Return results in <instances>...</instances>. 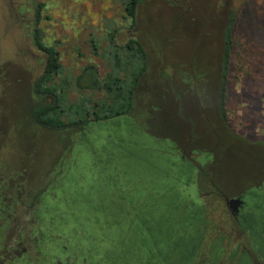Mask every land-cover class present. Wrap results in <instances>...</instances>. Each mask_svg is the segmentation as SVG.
<instances>
[{
    "label": "rangeland",
    "instance_id": "374dc122",
    "mask_svg": "<svg viewBox=\"0 0 264 264\" xmlns=\"http://www.w3.org/2000/svg\"><path fill=\"white\" fill-rule=\"evenodd\" d=\"M122 2L0 0V264H14L5 261L10 255L15 264H43L28 238L34 225L29 209L64 171L74 144L83 151L88 140L105 132L108 142H116L113 152L135 139L126 129L112 138L108 128L79 132L33 123L29 107L50 100L30 91L44 61L33 44L34 27L40 41L58 52L65 104L101 97L90 87H77L75 79L84 66H92L98 78L108 73L109 33L119 46L129 37L140 42L146 70L127 114L130 127L152 153L192 167L183 193L199 212L191 229L194 249L183 264H264L249 230L225 202L238 195L250 204L264 201V0H140L132 26ZM226 27L223 122L218 100ZM106 147L101 146L103 155ZM249 213L244 223L264 241V215ZM69 259L54 257L51 264H78Z\"/></svg>",
    "mask_w": 264,
    "mask_h": 264
},
{
    "label": "trees",
    "instance_id": "16d2710c",
    "mask_svg": "<svg viewBox=\"0 0 264 264\" xmlns=\"http://www.w3.org/2000/svg\"><path fill=\"white\" fill-rule=\"evenodd\" d=\"M139 2L140 0L122 2L125 18L129 19L130 26L134 23ZM107 39L113 48L112 65L108 73L98 78L92 66H84L75 79L77 87H90L100 93L101 97L91 99L83 96L82 104H65L62 92L65 81L63 78L59 79L63 67L58 60V52L53 46L44 45L40 41L37 29L33 28V44L43 53L44 61L40 73L31 81L30 91L40 97H50L47 102L29 107V116L34 124L49 130L81 132L92 122H103L132 111L135 88L146 70L145 51L135 38H127L121 46L117 45L112 33L107 35ZM222 50L218 115L224 122L226 116L221 92L224 89L223 78L230 50L229 27L225 28L222 36ZM79 82H83L82 86ZM109 133L113 138L114 135L110 131ZM98 135L101 137L87 141L83 151L80 144H74L73 156L65 164L64 171L61 170L60 174L55 176L56 182H53L50 190L39 194L30 207L29 215L34 225L30 227L28 238L32 249L41 257L43 264H51L54 257L63 259L65 256L78 264H109L106 259L115 264H175V259L179 256H176L178 247L166 252V245L171 247L178 237H182L184 244L179 249L183 252L188 247L187 237L182 233L185 227L183 224L186 223L183 222L182 216L190 207L181 191L175 194L180 188H184V179H177L176 167L168 166L166 154H160L159 158L148 160L153 164H157L158 161L163 172L153 176L145 174V184L142 188L139 187L136 193L138 201L121 200L119 196L132 194L131 182L142 176L139 174L142 170L137 168L135 171L137 166L132 165L131 141L121 142L112 152V156L108 153L103 155L101 146L107 144V150L112 151L116 142L115 140L108 142L105 139V132H98ZM147 146L144 144L138 148L147 150L149 149ZM87 192L91 196L93 212L83 202ZM102 205L104 207H101ZM138 211L147 213L144 215L146 219L144 226L137 219L132 221V216V222L124 218L126 213ZM104 214H107L106 221H113L109 225L102 223L101 215ZM113 214L118 217L115 219L111 216ZM148 214L165 217L159 223L160 226H155ZM169 214L170 218L167 216ZM156 215L153 219L157 218ZM86 216L99 218L92 217L85 225ZM157 227L161 229L159 232L151 231ZM103 234L108 238H104ZM152 240H155L156 249L160 253L170 256L168 259L165 258L164 261L160 259L161 256L152 246ZM102 244L105 248L100 251ZM1 248L0 239V250ZM10 256V259L7 257L5 261L15 264L16 257Z\"/></svg>",
    "mask_w": 264,
    "mask_h": 264
},
{
    "label": "flooded vegetation",
    "instance_id": "af4514ba",
    "mask_svg": "<svg viewBox=\"0 0 264 264\" xmlns=\"http://www.w3.org/2000/svg\"><path fill=\"white\" fill-rule=\"evenodd\" d=\"M91 127L103 128L105 130L108 128L109 131L112 133V135H114L120 129H126V130H129V132L131 131L135 135V139L133 141H131L132 148L130 149V153H131L130 159L133 160L132 165L137 166V167H135V171L137 170V168H140L142 170L139 173L142 176H140L137 181L131 182L132 189H133L132 194H124V195H121L119 197L121 200L126 199L129 202L132 200H135V202L138 201V199H136V197H137L136 193L138 192V188L139 187L142 188L145 184V180H146L145 174L149 173L151 176H153V174L159 175L163 172L161 164H159V162L156 159L155 160L157 161V164H153V162L151 160H148V158H152V159L159 158V155L155 153L156 155L154 156L152 154V151H150L148 149L145 150V149L141 148L144 144H147V143L144 141L142 136H140L141 135L140 132H137L133 127H130L128 115H121L119 117H112V118L107 119L103 122H92L84 128V131H87ZM83 135L84 134H82L81 139L85 140V137ZM119 146H120V143H119L118 147ZM138 146H141V147L138 148ZM107 153L110 154L111 156L113 155L112 151H110V150H108ZM140 162H141V164H140ZM166 162H167L168 166H174V167L178 168L176 171L177 179L183 178L184 180H186L187 178L191 177L192 167L188 163H184V164L181 163L179 165L178 164L176 165L175 163H172L171 160H167V159H166ZM183 185H185V184L183 183ZM183 190H184V188H180V190L175 192V194H178L179 191H181L183 193ZM88 194L89 193L87 192L86 195H84L86 200H90V198H91V196H89ZM249 195L255 197L256 199L259 198V195H257L254 192L249 193ZM183 197H184V200L186 201L187 198L184 195V193H183ZM236 197H238L240 199V202L231 203L229 205L226 204V206L229 209L230 213H232L233 215L235 214V216H237V220L242 223L241 225H242L243 229L249 230V235H250V237H252L253 244L255 245L256 249L258 250L260 256L264 259V241L253 236L252 235V227L250 225H247L244 223L246 215L250 214L249 213L250 209L260 211V212H262V215H264V201H261L260 203H256V201H252L253 203L251 202L252 204H250V203L243 201L242 195H238ZM175 198L176 197H173V199H175ZM169 199H171V198H169ZM226 200H225V202H226ZM192 204L193 203H188V206L190 207V209L185 213L184 216H182L183 222H186L185 224H183V226H185V227L183 228L182 233L185 234V236L187 237L186 243H187L188 247H186L183 252L179 249V247H183V244H184L182 237H178L176 239V241L173 242V246L170 247V246L166 245V247H167L166 252L173 251L178 247V249H176V256L177 255H179V256L177 259H175L176 260L175 264H183L191 256V253L194 249V245L191 244V241H193V238H194V232H192L191 229L194 226L195 221H197L196 216H197L199 211L197 210L198 208L193 207ZM245 205H248V206L245 208ZM101 207H104V205H102ZM241 208H243V209H241ZM238 211H239V213H238ZM142 213L143 212H140V211L126 213V216L124 218L129 219L131 221V216H132L133 217L132 221L134 219H137L142 225L143 221H144L143 223L146 222L145 217L142 219V222L140 221V217L143 216ZM143 214H145V213H143ZM111 216H113L115 219L118 217V215H116V214H113ZM167 216H168V218L171 217L170 214ZM106 217H107V214L101 215V218H103V222H102L103 224L109 225L110 223L113 222V221H106L105 220ZM159 217H163V215H159ZM94 218L98 219L99 216L94 217ZM85 221H86L85 225H87V221L89 222V216H86ZM142 226H144V225H142ZM146 230H148V229H146ZM103 237L105 238V237H107V235L103 234ZM100 241L103 242L102 240H100ZM116 243H118V241H116ZM152 246L155 248V250H157L155 240H154V242H152ZM98 248H99V246H98ZM104 248L105 247L102 244L100 246L99 250L102 251V250H104ZM157 253H158V255L161 256L160 259L162 261H164L165 258L168 259L167 257H170L169 255L167 256L166 253L165 254L160 253L158 250H157ZM107 262L109 264H115L113 262H110V260H107ZM165 264H170V263H165ZM244 264H247V262L245 261Z\"/></svg>",
    "mask_w": 264,
    "mask_h": 264
},
{
    "label": "water",
    "instance_id": "95a60500",
    "mask_svg": "<svg viewBox=\"0 0 264 264\" xmlns=\"http://www.w3.org/2000/svg\"><path fill=\"white\" fill-rule=\"evenodd\" d=\"M85 204H86V206H87V208H89L92 212L94 211V208H93V206L91 205V203H92V200H91V198H90V200H84L83 201ZM238 202H240V199L238 198V197H235V198H229V199H227L226 200V204L227 205H229V204H231V203H238ZM142 215L143 216H141L140 217V221L142 222V219L144 218V215H147V213H145V214H143L142 213ZM149 216H150V220H152L156 225L155 226H158L159 225V223L162 221V218L163 217H165L164 215H163V217H159V215H156V214H148ZM154 215H156L157 216V218L156 219H153V217H154ZM92 217H94V216H92ZM91 217V218H92ZM90 217H89V219H91ZM103 219V218H102ZM144 222V221H143ZM142 222V225H144V223ZM160 226V225H159ZM146 228V227H145ZM146 229H148V228H146ZM159 230H161L160 229V227H159V229H158V227L157 228H152L151 229V231H156V232H159ZM151 236V235H150ZM152 237V236H151ZM152 242H154V240H152Z\"/></svg>",
    "mask_w": 264,
    "mask_h": 264
}]
</instances>
